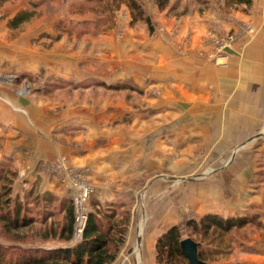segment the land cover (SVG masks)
I'll return each mask as SVG.
<instances>
[{
    "label": "crops",
    "instance_id": "0c3cea01",
    "mask_svg": "<svg viewBox=\"0 0 264 264\" xmlns=\"http://www.w3.org/2000/svg\"><path fill=\"white\" fill-rule=\"evenodd\" d=\"M197 1L209 2L203 13L179 17L175 28L171 18L164 19L170 23L167 37L126 36L137 51V62L122 64L118 80L132 81L141 90L137 110L126 105L114 110L109 104L102 110L57 109L51 115L31 99L2 92L0 160L19 166L23 180L39 182L41 190H58L59 162L66 156L76 175L98 183L97 192L107 196L110 180L172 170L177 161L186 166L188 154L200 157L202 150L206 153L200 159L207 165V151L231 149L225 164L232 165L229 173L206 178L199 193L198 186H185L183 196L175 195L183 197L184 204H172L223 218L253 207L264 222V193L259 192L264 184V0H251L248 10L236 5L230 13L217 1ZM231 32L236 37L226 59L213 62L207 55L213 39ZM159 89L162 94L154 97L152 92ZM122 118L129 120L117 126ZM70 126L79 135L74 140L58 132ZM257 165L261 167L255 174ZM144 245L149 253L151 239ZM252 258L262 261L241 264H264V251ZM125 262L131 264L126 257L120 264Z\"/></svg>",
    "mask_w": 264,
    "mask_h": 264
},
{
    "label": "rangeland",
    "instance_id": "374dc122",
    "mask_svg": "<svg viewBox=\"0 0 264 264\" xmlns=\"http://www.w3.org/2000/svg\"><path fill=\"white\" fill-rule=\"evenodd\" d=\"M138 1L144 17L150 20L151 32L143 19L133 17L124 0H11L5 3L0 8V94L9 91L19 95L23 100L31 99L29 102L32 105L45 108L51 115H54L57 109L66 111L78 107L77 110L81 111L102 110L109 104L114 110H119L120 105L137 110L139 107L136 105L140 98L138 94L141 90L132 81L121 83V80H118L122 64L137 62L135 56L137 51L133 45L132 47L127 44L126 36L133 33L148 38L167 37L170 23L164 20L166 17L171 18V25L175 28L174 21L179 17L193 12L203 13L206 6H209L206 5L209 4L206 1L200 3L197 0H170L167 7L160 10L156 0ZM214 1H217L226 13H230L236 6L229 5L224 0ZM30 2L35 3L36 7L31 8ZM24 9H33V19L16 30L9 29L8 20ZM246 30L249 34L253 32L250 25H246ZM224 35L234 36L231 47H228L231 49L236 33ZM213 51L212 46L207 54L210 59ZM123 87L126 89H122ZM152 94L158 98L162 92L159 89L156 92L154 90ZM127 120L129 118H122L121 123L118 124V121L113 123V128L118 130L116 124L126 125ZM60 130L58 132H62L71 140L79 136L73 132L71 126ZM231 152V149L223 153L207 151V165L205 159L204 162L200 159L205 156L206 151H200V157L189 153L190 161L186 160V166L180 165V161H177L179 163H176L172 170H155L136 179L122 180L123 182L110 180L106 184L109 187V190L105 191L107 196L97 192L94 186L98 183L86 178L81 179L82 174L76 175L73 167L67 165L69 160L66 156L59 162L62 170L59 173H62V177L58 190H41L39 182L29 183L23 180V170L4 158L0 160V169L3 168L5 177L12 182L8 183V178L1 180L0 193L6 184L11 185L10 199L18 200L36 221L31 227L16 233L9 232L0 222V245L6 248L18 246L53 249L79 240V237H75L67 244L58 239L43 240L45 236L50 237V233L58 234L63 223L62 214L43 218L47 205L43 202L37 204L34 202V198L49 192L59 199L71 198L76 217L80 210L87 217L94 203L99 204L102 209L114 204L115 221L125 227V233L124 243L112 264L118 261L120 264L125 257L131 264H149V260L150 264H156V240L172 226H177L186 238L189 234L186 229L187 222L197 221L205 215L195 214L190 210L184 211L183 206L181 208L178 204L173 206L172 202L184 204L183 197L175 195L180 193L183 196V188L187 185L198 186L195 191L199 193V184L206 178L210 180L215 174L229 173L232 165L225 164L230 159ZM220 160H223V163ZM260 167L256 166L255 174H258ZM246 173L248 179V169ZM86 188L90 190V194L84 202L77 203L75 199ZM259 188L261 190L259 192L264 193V184ZM49 206L52 213H60L59 202ZM262 215L252 207L250 211L230 217L253 218L249 225L232 230L223 236L217 232L209 233L207 238L202 239L204 246L224 248L229 246L230 253L227 258H209L208 261L211 264L262 261L252 258L264 251ZM138 238L141 239L139 248ZM147 238L151 239L149 253L144 252ZM193 238L201 241L197 236Z\"/></svg>",
    "mask_w": 264,
    "mask_h": 264
},
{
    "label": "trees",
    "instance_id": "16d2710c",
    "mask_svg": "<svg viewBox=\"0 0 264 264\" xmlns=\"http://www.w3.org/2000/svg\"><path fill=\"white\" fill-rule=\"evenodd\" d=\"M11 0H0V8ZM170 0H156L160 10L167 7ZM229 5H240L245 9L250 7L251 0H224ZM127 3L133 17L141 18L147 24L149 31H152L148 17H144L143 9L138 0H124ZM30 7H36L35 3L30 2ZM34 17L33 9L18 11L11 17L7 26L9 29L16 30L25 23L30 22ZM122 89H126L123 87ZM10 168V167H8ZM13 177L15 173H12ZM7 179L0 169L1 180ZM9 179V178H8ZM7 182H12L11 179ZM5 185V184H4ZM11 185L6 184L0 193V222L11 233L29 228L35 224L36 219L30 212L24 210L18 200L10 199ZM35 204L43 202L46 206L43 218H48L62 214L63 223L59 233H53L47 239H58L65 244L75 239L76 212L71 198L59 199L49 192L34 198ZM59 202L60 213L50 211L51 204ZM48 208V209H47ZM48 216V217H47ZM47 220V219H46ZM116 220L115 205L109 204L105 209L99 204L92 205V211L87 214L86 222L82 234L78 241L62 247L45 249L38 247H18L0 245V264H112L116 261L120 247L124 243L125 227L119 225ZM253 222V218H222L216 214H205L200 219L190 220L186 224L189 234L183 237L177 226L170 227L164 232L155 243L156 264H190L189 259L181 248V242L191 239L197 244L198 260L204 264H211L209 258L228 257L229 246L210 247L204 246L202 239L207 238L209 233L217 232L219 235H227L232 230L241 229ZM52 231V230H51ZM54 232V231H52ZM197 236L201 241L193 238ZM212 244V243H211Z\"/></svg>",
    "mask_w": 264,
    "mask_h": 264
},
{
    "label": "built area",
    "instance_id": "2783aa9c",
    "mask_svg": "<svg viewBox=\"0 0 264 264\" xmlns=\"http://www.w3.org/2000/svg\"><path fill=\"white\" fill-rule=\"evenodd\" d=\"M234 40V36L232 35H220L217 37L213 42V53L211 59L214 62H218L221 60L226 59V50L228 47H231V44ZM90 194V190L88 188L83 189L82 192L79 194V196L75 199L76 202L78 201L84 202L87 199V196ZM76 229H75V237H79L82 234V231L85 226L86 222V214L82 213L81 210L78 212V215L76 217Z\"/></svg>",
    "mask_w": 264,
    "mask_h": 264
},
{
    "label": "water",
    "instance_id": "95a60500",
    "mask_svg": "<svg viewBox=\"0 0 264 264\" xmlns=\"http://www.w3.org/2000/svg\"><path fill=\"white\" fill-rule=\"evenodd\" d=\"M138 248L141 244V239L137 240ZM181 248L187 255L190 264H204L198 260L197 256V244L191 239H185L181 242Z\"/></svg>",
    "mask_w": 264,
    "mask_h": 264
}]
</instances>
